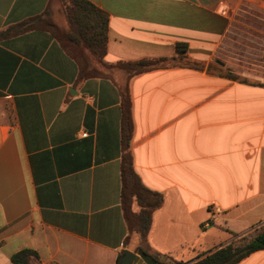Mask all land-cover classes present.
<instances>
[{"label": "crops", "instance_id": "1", "mask_svg": "<svg viewBox=\"0 0 264 264\" xmlns=\"http://www.w3.org/2000/svg\"><path fill=\"white\" fill-rule=\"evenodd\" d=\"M90 1L109 14L104 63L45 28L2 34L46 12L65 27L59 0H0V264L27 248L42 264H117L126 251L151 264L141 249L191 264L252 237L264 226V79L222 58L256 29L240 19L250 1ZM178 44L198 68L129 77L117 65ZM128 128L135 171L163 196L146 236L123 203ZM237 264H264V249Z\"/></svg>", "mask_w": 264, "mask_h": 264}, {"label": "trees", "instance_id": "2", "mask_svg": "<svg viewBox=\"0 0 264 264\" xmlns=\"http://www.w3.org/2000/svg\"><path fill=\"white\" fill-rule=\"evenodd\" d=\"M66 20V26L60 27L48 12L28 18L2 34L17 35L26 31L45 28L52 32L53 36L62 41L68 48L86 50L96 62L104 63L107 51L109 14L97 7L90 0H59ZM76 46V47H75ZM177 56L159 58H145L137 61L122 62L118 66L126 70L129 77L141 74L145 71L165 68L175 65H188L198 68V64L188 60L187 46L177 45ZM230 79L247 82L245 78L231 73L224 74ZM126 119L130 123V94L125 96ZM130 131L126 133V152L122 162L123 203L126 216L132 231L146 236L152 223V212L163 202V196L147 188L134 169L133 157L129 149ZM137 203L140 211L135 212L133 205ZM264 249V226L252 237H237L231 242L220 246L216 250L207 253L191 264H237L251 253ZM142 255L151 264H184L170 255L161 257L152 255L141 249ZM163 258L165 260H163ZM16 264H42L39 254L33 249H23L12 256ZM121 263V257L117 264Z\"/></svg>", "mask_w": 264, "mask_h": 264}, {"label": "rangeland", "instance_id": "3", "mask_svg": "<svg viewBox=\"0 0 264 264\" xmlns=\"http://www.w3.org/2000/svg\"><path fill=\"white\" fill-rule=\"evenodd\" d=\"M249 1L250 5L247 7V12L243 13L244 18L240 19L250 24H252L253 21V23H255V26H253L256 29L254 31L252 29L240 30V35L248 37L249 39H240V45L232 43V45L227 46L224 51L227 55V59L224 56L222 58L224 63H228L230 68L237 70L239 73H252V71H254L264 79V55L262 51H260L261 44L264 41V0ZM258 27L260 28L259 30H257ZM253 33L254 35H252ZM241 42L244 43L241 44ZM240 77L245 78L242 76Z\"/></svg>", "mask_w": 264, "mask_h": 264}, {"label": "water", "instance_id": "4", "mask_svg": "<svg viewBox=\"0 0 264 264\" xmlns=\"http://www.w3.org/2000/svg\"><path fill=\"white\" fill-rule=\"evenodd\" d=\"M131 262H132V252L126 251L121 261V264H131Z\"/></svg>", "mask_w": 264, "mask_h": 264}, {"label": "built area", "instance_id": "5", "mask_svg": "<svg viewBox=\"0 0 264 264\" xmlns=\"http://www.w3.org/2000/svg\"><path fill=\"white\" fill-rule=\"evenodd\" d=\"M262 53L264 55V41L262 42Z\"/></svg>", "mask_w": 264, "mask_h": 264}]
</instances>
